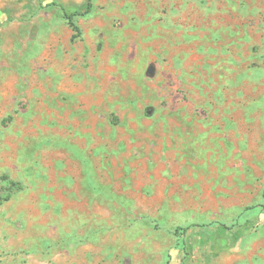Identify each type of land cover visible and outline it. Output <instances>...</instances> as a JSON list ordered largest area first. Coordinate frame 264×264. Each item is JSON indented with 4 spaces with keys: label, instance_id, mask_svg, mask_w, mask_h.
<instances>
[{
    "label": "rangeland",
    "instance_id": "374dc122",
    "mask_svg": "<svg viewBox=\"0 0 264 264\" xmlns=\"http://www.w3.org/2000/svg\"><path fill=\"white\" fill-rule=\"evenodd\" d=\"M92 2L0 0V264H264V0Z\"/></svg>",
    "mask_w": 264,
    "mask_h": 264
},
{
    "label": "trees",
    "instance_id": "16d2710c",
    "mask_svg": "<svg viewBox=\"0 0 264 264\" xmlns=\"http://www.w3.org/2000/svg\"><path fill=\"white\" fill-rule=\"evenodd\" d=\"M54 4H56V3L54 2ZM92 8H93L92 0H87V8L84 11L68 12L67 10H65L64 7H62L63 16L68 21L70 26L74 29V31H75L74 36L75 37L79 36L81 33L80 28L76 22V17L79 15L86 14V13L90 12L92 10ZM179 229H182V228H179ZM185 229H182V230H185Z\"/></svg>",
    "mask_w": 264,
    "mask_h": 264
}]
</instances>
